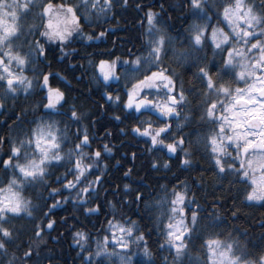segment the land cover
<instances>
[{
	"label": "trees",
	"instance_id": "16d2710c",
	"mask_svg": "<svg viewBox=\"0 0 264 264\" xmlns=\"http://www.w3.org/2000/svg\"><path fill=\"white\" fill-rule=\"evenodd\" d=\"M48 2L72 6L65 0ZM112 2L113 7L99 19L96 10H90L92 14L86 18L81 7L78 12L81 31L74 33L66 44L48 41L40 35L44 27L36 15L42 11L38 4L20 19L22 35L16 40L15 49L20 48L22 55H28L32 52L29 46H34V42L44 46L45 54L36 52L29 69L35 70L31 74L36 77L51 73L50 85L63 91L66 101L58 111L44 114V92L39 86L34 94H19L14 98H5L0 89V102L4 104L0 108V187L6 186L13 175L20 176L18 170L5 168L2 161L11 158L13 164L24 163L23 152L20 157H11V147L21 139L30 138L32 130L43 121L57 122L62 136L61 155L73 149L79 142L77 133L82 136L87 129L91 147L86 151L100 150L103 159L74 189L63 187L75 175L67 157L47 165V183H33L24 188L23 196L35 206L33 217L21 213L10 217L4 225L13 239L6 242L5 250H0V264H112L110 259L95 256L97 242L102 243L106 236L110 241L108 247L116 246L112 243L109 221L125 226L135 221L138 232L131 239L137 234L144 235L139 245L130 244L128 249H121L131 256L132 264H181L174 259V250L169 251L165 243L164 224L168 221L160 216L162 209L157 204L165 195L171 199L173 189L182 191L185 187L188 200L194 201L188 207L198 213V223L186 241L188 255L182 258V264H210L205 244L209 238L234 243L237 254L242 253L244 261L261 264L264 258V201H247L250 186L232 175L218 173L211 159L210 146L207 149L204 146V137L213 125L200 118L208 90L198 78L199 68L206 65L218 84L231 77V73L221 70L226 53L222 55L208 38L213 28L231 32L222 16L226 6L224 0H201L203 11L193 9L191 0H128L127 5L123 0ZM245 2L252 3L257 10L264 8V0ZM149 11L155 14L157 27L162 28L167 37L162 63L158 67L155 65V70L166 69V74L173 77L176 93H180L182 87L187 97L178 107L179 116L167 120L171 135L166 143L182 138V147L191 154L190 167L182 164L186 158L183 151L178 149L176 154H170L167 149H153L147 138L132 131L138 123L137 117L151 119L154 125L162 118H157L154 112L140 116L125 109L126 87L106 85L99 74L93 79L101 60L109 63L131 61L147 49L146 14ZM46 21L44 17L43 22ZM194 24L206 25L205 39L199 47L192 41ZM101 32L105 35L100 36ZM88 36L93 39H87ZM255 40L253 37L251 42ZM252 55L258 56V50ZM217 72H220L219 77ZM106 93L119 95L121 103L108 100ZM73 105L81 115L79 120L71 118ZM178 123L181 128H177ZM105 144L111 149L110 153L103 151ZM165 163L167 168L163 166ZM97 177H100L99 182L92 183ZM88 183L92 184V190L80 197L86 200L81 204L76 194ZM53 189L58 190L54 195ZM57 201L60 203L52 207ZM167 207L165 204L163 210ZM88 208L98 211L88 212ZM187 215L190 222L191 212ZM49 220L54 221L52 229L46 227ZM41 222V236L37 237L36 225ZM77 232H84L88 237L83 248L76 242ZM145 247L150 257L145 256Z\"/></svg>",
	"mask_w": 264,
	"mask_h": 264
},
{
	"label": "snow or ice",
	"instance_id": "6c2138e0",
	"mask_svg": "<svg viewBox=\"0 0 264 264\" xmlns=\"http://www.w3.org/2000/svg\"><path fill=\"white\" fill-rule=\"evenodd\" d=\"M128 0H123L127 5ZM8 0H0V89L8 96L15 97L20 91L28 93L33 87V79H40V87L46 89V103L44 107L51 110H59L63 106L62 102L66 101V96L59 88L50 85V75L41 73V77L30 79L24 74L25 66L33 63L31 53L22 55L20 51L15 50L16 40L22 35L21 17L28 14L31 8L37 6L36 0H11V9L5 5ZM42 11L40 19L42 26L46 29L40 33L46 36L49 41H59L66 44L72 37L73 33L81 31L78 12L79 5L66 6L54 5L48 0L38 5ZM85 17L91 16L90 10H96L98 14L105 13L113 7L112 0H82ZM99 6V7H98ZM191 7L195 10L203 11L201 0H191ZM5 16L8 18L5 19ZM224 20L232 29L243 44L244 48L238 47L232 43V34L225 32L223 29L213 28L211 32V42L214 48L219 50L223 55L221 61V70L231 73V77L223 82L217 83L216 79L208 70L207 66H201L198 70V78L205 84L208 92L201 119L212 124L213 127L204 137V146L207 149L210 146L211 159L219 174H229L248 186L250 191L247 192L246 200L249 202L264 201V28L261 33L257 34L252 29L259 18L252 15V9L245 11L243 0H236L235 6H227L223 9ZM47 17L46 23L43 18ZM148 24L147 56H137L135 60L125 64H131L126 69L125 75L130 76L134 82L127 92V99L123 102L125 109L134 110L140 116H146L152 112L157 114L160 119L158 125H154L153 120H140L132 128L140 137H145L150 141L153 149H167L168 153L176 154L177 150L183 151L185 159L182 164L185 167L191 166L190 153L182 147L184 140L173 139L172 142L166 143L171 135V125L167 120L173 116H179L178 107L181 106L187 97L181 87L180 93L176 95L174 80L171 75L166 74V69L160 68L157 71H143L157 67L162 63V54L166 47L167 37L162 28L157 27L156 16L149 11L146 14ZM264 23V21H260ZM246 25L242 27L241 25ZM35 27V25H33ZM206 25L194 24L192 26V41L194 45H202L205 39ZM105 33L101 32L100 36ZM253 37H256L254 43H251ZM87 39H93L88 36ZM230 45L229 48L223 46ZM250 45V46H249ZM32 52H38L39 55L45 54L44 46L36 41L34 46L30 45ZM258 50L259 55L249 58V53ZM63 51V49H61ZM119 60V58H117ZM116 61L108 62L101 60L99 62V72L105 82L112 79H120L117 75ZM13 65L18 71H13ZM217 77L220 72H217ZM155 93L156 99L152 98ZM162 94V99L160 98ZM107 99L116 104L121 103L119 95L113 96L106 93ZM223 97V99L221 98ZM59 106V107H58ZM3 102H0V108H3ZM219 109V112L217 111ZM71 118L79 120L81 115L75 105L71 108ZM117 120L119 116L115 117ZM57 122H43L37 125L31 132V137L21 139L18 143L13 144L10 149L11 157H20L24 154V163L16 162L13 164L12 159L2 161L5 168L12 167L18 170L20 176L7 181L6 186L0 187V250H5L7 241L13 239V235L4 225L12 216H19L21 213L28 217H33L34 205L32 201L25 199L23 190L27 185L33 183L45 184L47 165L51 161H61L66 157L75 169L73 180L63 184L64 188L74 189L86 178V174L98 166L103 159L102 152L86 151L91 147L90 137L87 129L82 136L77 133L79 142L75 144L65 155H61L62 136L59 135L60 129L56 127ZM177 124V128H181ZM35 146V152L39 153L38 158H29L28 151ZM229 149H234V154ZM151 150V149H150ZM104 152H111L107 144L103 147ZM73 158L74 162H73ZM230 158V159H228ZM238 162V165H237ZM165 168L168 164L163 165ZM153 167H157L153 164ZM128 173H126L127 175ZM100 177H97L92 183H98ZM127 189V185H125ZM92 184L88 183L77 192V198L81 204L86 200L80 199L82 196L90 194ZM58 190L53 189L54 195ZM139 198V197H138ZM194 201L188 200L187 188L182 191L173 189L171 199L165 195L158 202L157 207L161 208V217L167 218L164 224L165 243L169 251L174 250V259L181 261L188 255L187 240L190 239L195 226L198 223V213L191 210L188 205ZM60 202L57 201L52 207H56ZM167 204V210L163 206ZM88 212H95L98 209L88 208ZM191 212L190 222L187 213ZM43 222L36 225L38 229L36 236H41ZM109 230L112 234V243L119 245L121 249H128L130 244L139 245L144 241L143 234L135 235L138 227L135 221L129 222L127 226L118 221H109ZM54 221L49 220L46 227L52 229ZM77 244L82 248L87 242V235L84 232L75 234ZM42 238H41V241ZM109 238H103V242H97V258L105 256L111 257L113 253L108 252ZM208 259L210 264H252L251 261H244L243 254H237L234 243H228L220 239L209 238L205 241ZM145 256L150 257L147 247L144 248ZM26 255H30L27 253ZM91 259V254L88 257ZM120 264H132V258L126 254L119 255ZM264 264V258H262Z\"/></svg>",
	"mask_w": 264,
	"mask_h": 264
},
{
	"label": "rangeland",
	"instance_id": "374dc122",
	"mask_svg": "<svg viewBox=\"0 0 264 264\" xmlns=\"http://www.w3.org/2000/svg\"><path fill=\"white\" fill-rule=\"evenodd\" d=\"M20 2L21 3H23V0H20ZM105 16V13H101V14H99V16H97V19H99V18H103ZM227 25H228V23H227ZM242 27H246V25H241ZM229 27V26H228ZM230 29V31H231V28H229ZM211 32H212V30H211ZM211 32L209 33V35H208V38H209V41L211 42V39H210V37H211ZM231 33V32H230ZM232 37H234V36H232ZM150 39V36L148 35V40ZM147 40V41H148ZM234 42L233 43H236V45L238 46V47H241V48H244V47H246L244 44H243V42L242 41H239V42H237L236 41V39L234 38V40H233ZM212 43V42H211ZM251 43H253V42H251ZM214 46V45H213ZM250 46V45H249ZM16 50V49H15ZM148 46H147V49L144 51V52H142V53H140L139 55H137V56H147V54H148ZM18 51H20L21 52V50H20V48H18ZM255 50H253L251 53H249L248 55H249V58L250 59H252L254 56L252 55V53L254 52ZM29 53H31V60L33 61L34 60V56H35V54H36V52H30L29 51ZM36 58V57H35ZM136 59V57L134 58V59H132L131 61H133V60H135ZM131 61H129V62H131ZM124 62H117L116 63V68H117V75L118 76H120V79H112V80H109V81H107V82H105L104 80H103V77L100 75V72H99V64H97V69H98V73L96 72L95 74H93V79H95V78H97V75H98V77L105 83V84H116V85H122L123 87H126L127 88V92H128V90L130 89V87H131V83L132 82H134L133 81V79L130 77V76H127V75H125V71H126V69H128V68H130L131 67V64L129 63L128 64V67H125L124 66ZM37 65V64H36ZM92 65V64H91ZM35 66V65H34ZM33 66V67H34ZM36 68V67H35ZM13 71H18V69L15 67V65H13ZM35 71V70H34ZM33 71V69L31 70V68L29 69V65H27V66H25V68H24V74L26 75V76H28L30 79H33L34 77H36V76H34V75H32L31 73H33L34 72ZM143 71H147L148 72V74H151V71H157V70H155V65H153L151 68H147V69H144V70H142V72L139 74L140 75V77L142 78V74H143ZM28 73V74H27ZM40 80L41 79H33V84H34V87L28 92V93H25V92H23V91H20L16 96H18L19 94H34L35 92H36V89H37V87L40 85ZM94 82H96V80L94 81ZM4 95H5V93H4ZM176 95L178 96L179 95V92H178V94L176 93ZM8 97H11V96H8ZM152 98L153 99H156L157 97L155 96V93H153L152 94ZM161 99H162V94H161V97H160ZM134 111V110H133ZM156 114V113H155ZM43 122H48V121H43ZM43 122H41V123H43ZM49 123V122H48ZM40 124V123H39ZM230 151H232L233 152V154H234V149H229ZM38 156H39V153L38 152H35V146H34V144L32 145V148L28 151V157L29 158H38ZM23 158H24V154H23ZM228 159H230V158H228ZM24 162H25V160H23ZM52 162H55V161H51L50 163H52ZM49 163V164H50ZM238 163V162H237ZM263 202V201H262ZM116 245V244H115ZM108 252H110V253H113V255L111 256V257H105V256H102V257H104L105 259H110V260H112V264H120V261H119V255L120 254H125V253H123L122 251H121V247L119 246V245H116V246H114V247H108ZM101 258V257H100ZM261 264H262V262H261Z\"/></svg>",
	"mask_w": 264,
	"mask_h": 264
},
{
	"label": "clouds",
	"instance_id": "9594fccd",
	"mask_svg": "<svg viewBox=\"0 0 264 264\" xmlns=\"http://www.w3.org/2000/svg\"><path fill=\"white\" fill-rule=\"evenodd\" d=\"M36 3H37L38 5H40V4L45 3V0H36ZM65 3H66V4H71V5H73V6L79 5L80 8L83 7V6H82V0H65ZM224 3H225V5H226V6H224V7H227V6H235L236 0H234V2H231V0H224ZM59 5H60V4H57V6H59ZM5 6L8 7L9 9H11V7H12V5H11V0H8V3H7ZM243 6H244L245 11H247L248 9H252V15H253L254 17L259 18V19L257 20V22L254 24V27H253L252 30H253L255 33H257V34L261 33L262 28H264V23H261L260 21H264V8H261V9L257 10V9L254 8V6H253L252 3H246L245 0H243ZM224 7H223V9H224ZM40 13H41V12H38L36 15H37L38 17H40ZM222 16H223V10H222ZM7 18H8V17L5 16V19H7ZM223 19H224V16H223ZM228 26H229V25H228ZM229 28H231V27L229 26ZM217 29H221V28L217 27ZM257 29H259V31H257ZM45 30H46V29L44 28V30L41 31L40 33L44 32ZM74 33H75V32H74ZM74 33H73V34H74ZM230 34H232V29H231V33H230ZM41 36H42V35H41ZM232 36L235 37V39H236L237 42L241 41L240 38L237 37L235 34H232ZM42 37H44V38H46V39L48 40V38H47L46 36H42ZM261 39L264 40V35H261ZM48 41H49V40H48ZM193 43H194V42H193ZM196 46L199 47V46H201V45H196ZM262 194H264V193H262Z\"/></svg>",
	"mask_w": 264,
	"mask_h": 264
},
{
	"label": "water",
	"instance_id": "95a60500",
	"mask_svg": "<svg viewBox=\"0 0 264 264\" xmlns=\"http://www.w3.org/2000/svg\"><path fill=\"white\" fill-rule=\"evenodd\" d=\"M60 79L63 80V78H61V77H60ZM40 89L43 90V91H45V94H44L43 98H44L45 101H46V89H44V88H42V87H40ZM62 103H63V102H62ZM58 107H59V106H58ZM51 111H52L51 109H47V108H45V107H43V110H42V112L45 113V114H46V113H49V112H51Z\"/></svg>",
	"mask_w": 264,
	"mask_h": 264
}]
</instances>
